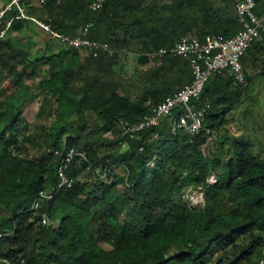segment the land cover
I'll list each match as a JSON object with an SVG mask.
<instances>
[{
	"label": "trees",
	"instance_id": "obj_1",
	"mask_svg": "<svg viewBox=\"0 0 264 264\" xmlns=\"http://www.w3.org/2000/svg\"><path fill=\"white\" fill-rule=\"evenodd\" d=\"M93 1L25 0L24 6L29 16L72 36L93 23L89 37L108 42L117 51L112 57H94L53 37L61 44L33 51L22 33L40 26L21 18L8 27L17 9L0 23V34L6 29L0 81L8 91L0 101V258L26 264H264V146L255 132L238 136L227 126L250 81L264 80V29L242 58L247 88L234 86L228 75L207 81L195 101L206 107L200 134L173 133L166 117L130 138L120 122H140L175 91L165 83L135 101L121 94L118 68L130 52L138 50L137 59L146 63L141 53L168 47L183 33L202 41L234 36L241 28L237 0H106L97 11L90 8ZM257 2L260 11L264 0ZM179 58L167 56L158 67L177 65ZM250 66L257 70L249 74ZM186 68L179 71L192 76ZM26 79H38L35 89ZM208 130L218 135L213 153L206 151ZM69 147L84 156L67 169L73 185L59 189L61 157L53 151ZM86 168L96 174L93 187L79 178ZM213 175L217 181L209 183ZM107 185L118 191L112 200L99 195ZM188 188L204 192L203 206L187 205ZM41 192L52 198L33 209Z\"/></svg>",
	"mask_w": 264,
	"mask_h": 264
},
{
	"label": "built area",
	"instance_id": "obj_2",
	"mask_svg": "<svg viewBox=\"0 0 264 264\" xmlns=\"http://www.w3.org/2000/svg\"><path fill=\"white\" fill-rule=\"evenodd\" d=\"M24 1L8 0L0 11V23L3 22L6 12L17 9L18 13L8 22V27L14 19H31L50 32L51 37L58 38L63 43L75 48H86L93 53L94 57H99L101 54L112 57L116 54L117 51L108 42H102L89 37L93 23L90 22L82 26L79 33L75 36L60 33L53 30L49 23L29 16L24 6ZM105 1L94 0L90 8L95 11L100 10ZM236 10L242 28L234 36L227 37L219 34L210 36L205 41H202L195 35L185 34L173 46L161 47L141 53V55H145L151 62L163 60L167 56L187 57L192 70L193 80L190 84H186L176 92L166 96L159 103L152 105L151 111L144 115L140 122L121 121V129L124 135L135 138L140 132L159 126L161 120L166 117H169L171 120L173 133L185 132L191 136L198 135L204 128L206 107H197L195 101L200 99L206 83L211 76L228 75L234 86L243 89L248 87L249 81L242 58L250 45L260 36L261 31L264 29V7L259 11L257 0H237ZM5 32L6 29H3L0 37ZM207 133L209 141L217 137L216 130H208ZM109 134L110 131L107 132V135ZM53 153L61 157L58 165V176L60 178L58 188L71 187L73 180L68 177L67 169L77 156H84V154L74 147H69L63 154L57 149ZM216 181L215 175L209 179V183ZM201 195L204 197V192H201ZM42 198L50 199L52 195L41 192L40 197L32 205L33 209L40 207V199ZM41 218L44 224L48 222V215L46 213L42 214ZM0 261L6 264H26L24 260L16 263L3 257L0 258Z\"/></svg>",
	"mask_w": 264,
	"mask_h": 264
},
{
	"label": "rangeland",
	"instance_id": "obj_3",
	"mask_svg": "<svg viewBox=\"0 0 264 264\" xmlns=\"http://www.w3.org/2000/svg\"><path fill=\"white\" fill-rule=\"evenodd\" d=\"M7 2L8 0H0L1 9ZM40 27L32 24L31 28L26 29L22 33L23 36L30 38L33 51H37L40 48H42L41 50H44L49 42L57 45L61 44L59 40H53V38H51L50 32L46 29L43 30L41 29L42 27ZM137 52L139 51L133 49L126 59L127 62L124 63V65H121L123 66L121 68L122 70L120 67L118 68L123 74L120 80L122 87L119 91L121 94L129 96L132 101H135L147 89L161 87V85H164L165 83L168 85L165 87L177 88L190 81L191 76L189 73L182 74L181 71H179V67H190L187 57L182 56L181 59L179 58L180 60L177 65L171 66L170 64H166L164 65L165 68H159L158 66H162L163 60L154 62L149 61L146 63L140 62L139 59L136 58L138 56ZM246 69L249 74L257 70L252 67ZM186 71L188 72L187 68ZM26 80L31 82L33 84V89H35L34 83L37 82L38 79ZM250 82L251 87L248 89L247 96L245 95V100L232 110L233 114H230L227 126L230 128L232 134L238 136L248 133L250 136L255 132V135L258 137L257 141L264 146V80L258 77ZM6 93H8V91L0 81V101L4 99ZM216 138L209 141V145L206 149L207 152L213 153L216 146ZM39 152L40 150L37 151L32 148L30 153L35 155L39 154ZM79 178L87 186L93 187L96 184V174L91 169H83ZM108 186L109 185L103 186L99 191V195L106 196L108 199L112 200L116 197L118 191L116 188H108ZM204 198L205 197H202L201 195L200 189L188 188L185 190L184 199L189 207L198 208L203 206L205 204ZM101 244L106 249L109 248L106 243L102 242ZM212 254L216 260L220 255V251L215 248L212 250Z\"/></svg>",
	"mask_w": 264,
	"mask_h": 264
},
{
	"label": "crops",
	"instance_id": "obj_4",
	"mask_svg": "<svg viewBox=\"0 0 264 264\" xmlns=\"http://www.w3.org/2000/svg\"><path fill=\"white\" fill-rule=\"evenodd\" d=\"M235 11H236V15H237V10H236V7H235ZM237 18H238V16H237ZM238 22H239V20H238ZM240 23V22H239ZM241 25V24H240ZM241 28H242V26H241ZM241 28L239 29V31L241 30ZM239 31H237V33L239 32ZM236 33V34H237ZM235 34V35H236ZM183 35H185L184 33L183 34H181L178 38H175V39H173L172 41H171V45H169V46H173ZM168 46V47H169ZM162 47H166V46H162ZM152 51V50H151ZM192 72V71H191ZM192 80H193V76H191V79H190V81L189 82H186V83H184V84H182V85H180L179 87H177V88H175V91L174 92H176L178 89H180L181 87H183L184 85H186V84H190L191 82H192ZM173 92V93H174ZM171 94V93H170ZM168 96V95H167Z\"/></svg>",
	"mask_w": 264,
	"mask_h": 264
}]
</instances>
